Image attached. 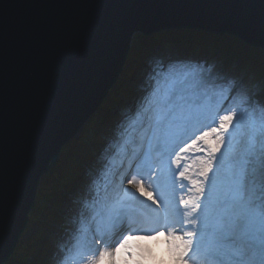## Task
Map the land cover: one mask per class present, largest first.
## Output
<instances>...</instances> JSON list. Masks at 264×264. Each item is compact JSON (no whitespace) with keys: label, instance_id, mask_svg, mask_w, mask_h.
<instances>
[{"label":"snow or ice","instance_id":"snow-or-ice-1","mask_svg":"<svg viewBox=\"0 0 264 264\" xmlns=\"http://www.w3.org/2000/svg\"><path fill=\"white\" fill-rule=\"evenodd\" d=\"M119 22L117 13L95 33ZM234 22L264 30V8L258 19L240 14ZM148 81L147 93L121 114L97 154L96 172L109 167L105 154L125 137L130 119L145 115L119 183L143 209L132 222L151 228L123 232L115 244L94 236L93 248L81 253L82 264H264V82L191 59L158 61ZM190 152L205 157L194 173L192 165L183 166ZM96 179L84 181L80 207L97 195ZM125 183L151 204L138 200ZM145 184L155 197L142 191ZM177 188L184 190L179 199ZM75 220L70 217L69 224ZM111 220L113 226L123 224V214L114 210ZM70 255L63 246L52 264H67Z\"/></svg>","mask_w":264,"mask_h":264},{"label":"water","instance_id":"water-1","mask_svg":"<svg viewBox=\"0 0 264 264\" xmlns=\"http://www.w3.org/2000/svg\"><path fill=\"white\" fill-rule=\"evenodd\" d=\"M113 5H116L113 7ZM259 0H0V261L16 250L41 179L118 82L137 33L234 36L264 50ZM120 22L95 33L116 14Z\"/></svg>","mask_w":264,"mask_h":264},{"label":"trees","instance_id":"trees-1","mask_svg":"<svg viewBox=\"0 0 264 264\" xmlns=\"http://www.w3.org/2000/svg\"><path fill=\"white\" fill-rule=\"evenodd\" d=\"M137 36L139 43L132 46L120 79L104 103L90 117L77 137L64 146L58 161L41 179L36 205L29 215L28 226L15 252L5 264H31V258L34 259L33 264H44L45 258L49 255L48 250L52 247L45 239L50 223L54 221L60 223L62 241L66 242L70 230L75 225L69 224V218L84 215L86 219L89 216L90 210L85 206H79L80 190L89 176H100L96 172L97 154L103 148L121 114L126 112L132 101L148 87L150 81L145 86L137 83L143 76L144 63L147 59L149 63L156 64L158 61L164 62L172 53L180 57L195 55V58L203 57L209 62H215L217 67L227 74L243 76L257 83L264 82V50L249 46L234 36L193 30H173L151 37ZM138 69L140 75L137 77L135 72ZM118 141L121 139L115 143ZM114 147L112 144L105 154L106 157L112 156ZM95 186L94 191L97 195L93 198L99 196ZM71 194L73 198L70 200V208L64 211L62 204ZM49 205L52 207H48ZM31 225L38 227V236L35 238L27 235ZM40 245L41 250L38 251Z\"/></svg>","mask_w":264,"mask_h":264},{"label":"rangeland","instance_id":"rangeland-1","mask_svg":"<svg viewBox=\"0 0 264 264\" xmlns=\"http://www.w3.org/2000/svg\"><path fill=\"white\" fill-rule=\"evenodd\" d=\"M137 35H141V34L137 33L136 35H134L133 40H132V46L138 45V43H139L138 42L139 36H137ZM188 59L206 60L203 57L202 58H198V57L195 58V55H187V56L180 57L177 54L172 53L171 55L168 56V58L165 59L164 63L167 61L188 60ZM212 63H215V62H212ZM144 66H145V70H144L143 76L141 79H138L139 81H137V83L140 86H145V84L147 85L148 75H149L150 71L152 70V68L154 66H156V64L149 63V60L147 59L146 62L144 63ZM138 75H140V69L136 70V72H135V76L138 77ZM140 86H138V87H140ZM148 90H149V87H145L144 91L141 92L142 94L138 95L137 98L132 101L131 107L135 104V102L140 97L145 95ZM145 121H146L145 115H140L139 117L131 118L129 121L130 126L128 128V131L125 133V137L122 138L121 141L113 143L115 145V147H114L112 156L107 157V158H109V167L107 168L106 171L99 172L100 176H98V179H96V182H95V185H96L95 188L97 191H99V196L96 198H93L92 201H90L87 204V207L89 208L90 213H89V216L85 220L76 218L74 228L76 227L78 232L76 234L73 233V231H72V233L70 232V236H69L70 241H68L69 243L66 244V242H67L66 239H65L66 242L64 240L62 241L63 235L60 234L61 233L60 223L58 221H54L53 223H50V226H49L50 228H49V230H46V233H45L46 234L45 239L48 240L47 242H50L52 244V247H50V250H48L49 255L45 258V261H44L45 263H51L52 264L55 253L61 247L67 246L69 249H71V255L67 258V264H82V262H81L82 251L81 250H83L84 245L79 247L78 251L75 249L73 250L72 247L74 245H76L78 242L81 243L87 239L92 240L90 235H92L94 230L96 229L94 227V225L96 224L95 214L98 215V217L105 216V214H108V216H113L114 210H119L122 214L133 213V209L131 211V208L129 206L122 203L123 200L125 201L127 199V197H129V196H127L120 188V183H119L120 179H121L120 178L121 173H119L120 167H121L120 164L126 160V157L131 152V146L130 145H135V143L133 141L135 140L136 136L140 137L142 135L144 127H145V126H143ZM88 122H89V120L87 121V123ZM196 156H198V155L190 152L189 157L194 158L196 161L199 158L203 159V157L201 158V156H199L198 158H196ZM125 186H126V184H125ZM125 186H124V188H125ZM115 189H116V191H115ZM128 191H130V189H128ZM142 191L144 193L148 192V190L145 186L142 188ZM148 193H152L153 197H155L152 190ZM115 196H116V200H115V202H112L111 197H115ZM71 198H73L72 194L69 196V198L66 199L65 202H63L62 208L64 211H67V209L70 207ZM144 204L150 205L151 201H149V203L146 202ZM152 206L155 207V205H152ZM48 207L51 208L52 206L49 205ZM62 215H63V213H62ZM83 217H85V216L83 215ZM30 227H31V229L29 232H27V235L35 238L36 236H38V233H37L38 227L36 225H31ZM74 228H72L71 230H73ZM162 239L163 238H161V240ZM26 240H28V239H26ZM92 241H94V240H92ZM148 243L151 245L152 243H155V242L153 241V242H148ZM100 247H102V245ZM37 250L38 251L41 250V245L38 247ZM30 261H31V264L34 263L33 258H31Z\"/></svg>","mask_w":264,"mask_h":264},{"label":"bare ground","instance_id":"bare-ground-1","mask_svg":"<svg viewBox=\"0 0 264 264\" xmlns=\"http://www.w3.org/2000/svg\"><path fill=\"white\" fill-rule=\"evenodd\" d=\"M167 62H169V61H167ZM146 123H147V120L145 121L143 126H145ZM138 139H139V137L136 136L135 140L133 141L135 143V145H130L131 146V152L126 157V160L120 164V166H121L120 167V172H119V173H121V177L120 178H122L123 173L127 171V166H128V164L130 162V159H131V156H132V152L136 148V141ZM189 155H190V153L188 154L187 160L183 163V166L184 167H188V165H192V168L190 169V172L194 173V172L197 171V165H198V161L200 160V158L196 161L194 158L189 157ZM197 155L198 156H196V158H198L199 156H201V158L203 157V159L205 158L203 154H197ZM145 187L147 188L148 192L151 191L150 188H148L146 184H145ZM125 188H128V189H130L131 192H134L135 196L138 198V200L143 201L144 203H146V202L149 203L150 200L147 198L146 195H141L140 192H137L135 189H131L127 184H126ZM115 191H116V189H115ZM182 192H184V190H181V193ZM149 194H151L153 196L152 193H149ZM180 194L177 195V199H179V195ZM185 198H187V195H185ZM111 200H112V202H115L116 196L115 197H111ZM65 201L66 200H64V202ZM122 203H124L125 205L129 206L131 208V211L133 209V213H129V214L128 213L127 214L124 213L123 214V224H116L115 226H113V224H112V220H111L112 216L105 215V216H102V217H98V215L95 214V218H96L95 222H96V224L94 225V227L96 229L94 230L93 234L90 235L92 240H93V237L96 236V237L103 238V240L106 241L108 244L109 243L110 244H115L118 241L119 237L121 236V233H123V232H126L128 230L135 231L137 228H143L145 230L151 228V225H149V224H136V223L132 222L136 217L140 216L142 214V212H143L142 207L136 201H134L131 197H127V199L125 201L123 200ZM85 207L88 208L87 205ZM152 207L154 208V206H152ZM92 240L88 239V241L83 243L85 248L83 247V250H81L82 253L83 252H87L88 250L93 248L94 241H92ZM80 246L81 245H77L76 244V245H74L72 247V249L73 250L75 249V250L78 251Z\"/></svg>","mask_w":264,"mask_h":264}]
</instances>
